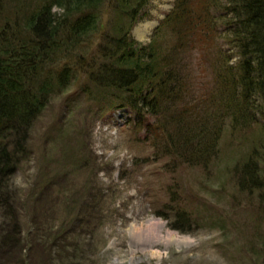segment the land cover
Masks as SVG:
<instances>
[{
  "label": "trees",
  "instance_id": "1",
  "mask_svg": "<svg viewBox=\"0 0 264 264\" xmlns=\"http://www.w3.org/2000/svg\"><path fill=\"white\" fill-rule=\"evenodd\" d=\"M22 2L0 0V259L2 250L21 256L31 235L9 182L28 163L36 122L72 86L99 114L129 109L125 127L173 172L209 170L228 122L234 131L257 126L262 146L238 168L236 187L264 205V0H175L145 46L131 32L150 0ZM196 64L206 76H196ZM175 219L186 222L172 228L181 233L194 223ZM65 234L62 224L16 264H42L39 255L46 264L85 263L81 245Z\"/></svg>",
  "mask_w": 264,
  "mask_h": 264
},
{
  "label": "rangeland",
  "instance_id": "2",
  "mask_svg": "<svg viewBox=\"0 0 264 264\" xmlns=\"http://www.w3.org/2000/svg\"><path fill=\"white\" fill-rule=\"evenodd\" d=\"M174 1L150 0L145 20L131 32L138 45L149 44ZM102 20L106 27L110 19ZM145 27L141 38L138 31ZM200 63L208 73L207 59ZM194 71L206 76L198 64ZM77 93L72 86L53 98L31 131L28 163L8 186L20 200L23 233L31 235L21 256L2 250L0 264L29 259L26 250L41 237L52 241L50 234L62 224L67 242L81 245L83 264H264V205L236 187L238 168L262 146L257 126L234 131L228 122L209 170L173 172L169 160H156L143 137L125 127L129 109L99 114ZM176 213L193 218L186 232L172 229L186 228ZM4 222L0 210V229ZM148 223L155 224L149 233ZM158 235H174L185 245L164 244ZM60 261L73 263L67 257Z\"/></svg>",
  "mask_w": 264,
  "mask_h": 264
},
{
  "label": "bare ground",
  "instance_id": "3",
  "mask_svg": "<svg viewBox=\"0 0 264 264\" xmlns=\"http://www.w3.org/2000/svg\"><path fill=\"white\" fill-rule=\"evenodd\" d=\"M147 27H145V30H140V31H138V33H140V36L141 35H146V33H147V29H146ZM142 31V32H141ZM143 36H141V38H143ZM151 223V222H150ZM149 224V223H148ZM155 225V224H154ZM154 225L153 224H149V226H147L148 227V229L146 230V231H148L147 233H149L151 230H154ZM158 232H159V230H157ZM156 231V232H157ZM157 232V233H158ZM158 238H159V240L160 241H162L164 244H171V245H177V246H183V245H185L184 243V241H183V243L181 242V241H179V240H177L176 238L177 237H175L174 235L173 236H171V235H168L167 237H165V238H163V237H160V235H158L157 236Z\"/></svg>",
  "mask_w": 264,
  "mask_h": 264
}]
</instances>
